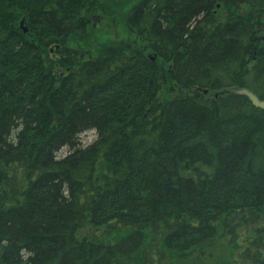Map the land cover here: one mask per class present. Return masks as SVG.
<instances>
[{"label": "trees", "instance_id": "obj_1", "mask_svg": "<svg viewBox=\"0 0 264 264\" xmlns=\"http://www.w3.org/2000/svg\"><path fill=\"white\" fill-rule=\"evenodd\" d=\"M233 87L264 101V0H0V264H264V111Z\"/></svg>", "mask_w": 264, "mask_h": 264}, {"label": "rangeland", "instance_id": "obj_2", "mask_svg": "<svg viewBox=\"0 0 264 264\" xmlns=\"http://www.w3.org/2000/svg\"><path fill=\"white\" fill-rule=\"evenodd\" d=\"M83 16L86 15L83 14ZM97 17L98 16L95 15L90 17V20L93 23V29L97 31L95 32L97 35L102 36L105 34V32H107L106 29H109L110 33L114 32V27L97 20ZM20 28L23 29L27 27L24 24ZM94 138V134H88L87 136L83 137V140L88 144L92 142ZM245 239L239 240V242L236 244H230L224 239H218L210 247H205L204 249L199 250L195 256L186 259L184 264H242L239 254L243 250V246L246 244ZM198 258L200 259L198 260ZM169 264L176 263L171 262Z\"/></svg>", "mask_w": 264, "mask_h": 264}, {"label": "water", "instance_id": "obj_3", "mask_svg": "<svg viewBox=\"0 0 264 264\" xmlns=\"http://www.w3.org/2000/svg\"><path fill=\"white\" fill-rule=\"evenodd\" d=\"M24 22L25 20H23L21 22V27L24 25ZM24 32L27 33V28H23ZM152 60L154 61L155 58L152 57ZM198 91H201V89H197ZM203 93L204 94H208V90L205 89L203 90ZM235 94V95H239V96H244L246 97L250 102L251 104L255 107V108H258V109H261L264 111V101L261 100L254 92H252L251 90L249 89H246V88H238V87H233V88H227V89H224L220 92H217V93H214L213 96L215 98H218L219 95H223V94Z\"/></svg>", "mask_w": 264, "mask_h": 264}, {"label": "flooded vegetation", "instance_id": "obj_4", "mask_svg": "<svg viewBox=\"0 0 264 264\" xmlns=\"http://www.w3.org/2000/svg\"><path fill=\"white\" fill-rule=\"evenodd\" d=\"M240 255V254H239ZM200 258H198V260H199ZM242 259H240V261H241Z\"/></svg>", "mask_w": 264, "mask_h": 264}]
</instances>
